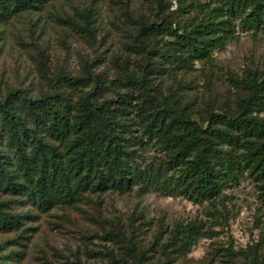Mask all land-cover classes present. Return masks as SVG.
<instances>
[{
    "label": "rangeland",
    "instance_id": "obj_1",
    "mask_svg": "<svg viewBox=\"0 0 264 264\" xmlns=\"http://www.w3.org/2000/svg\"><path fill=\"white\" fill-rule=\"evenodd\" d=\"M167 1L171 9L180 3L179 12L169 17L181 27L218 4ZM155 13L154 0H0V100L14 91L38 98L50 94L53 85L69 99L64 111L68 132L60 138L39 130L56 148L69 185L77 179L72 167L80 146L71 142L79 135L73 131L78 102L91 84H68L62 80L65 75L99 74L113 83L114 89H102L96 99L115 108L117 96L123 98L120 118L129 125L120 141L134 150L143 170L130 189H121L110 186L107 170L99 164L102 190L92 188L99 176L92 169L86 190L71 202L54 198L47 207L0 181V208L19 219L9 228L0 227V264H264L263 177L246 171L236 180L228 178L218 196L209 200L185 192L191 190L189 179L171 193L147 182L170 154L168 148L156 139L145 144L135 140L147 136L144 94L193 119H203L210 111H237L238 102L249 94L247 82L264 75V27L246 29L236 20L229 35L218 40L212 34L200 54L182 46L173 49V39L161 34H147L146 47L152 53L146 58L134 49L137 21L150 22ZM169 48L180 54L178 60L170 61ZM127 75L140 78L144 87L123 83ZM14 103L26 119L21 99ZM263 103L264 98L249 112L264 118ZM30 149L26 142L28 158ZM0 153L13 181L32 187L38 168L30 159L26 172L19 167L2 120ZM181 167L170 166L160 174L174 181ZM180 225L193 228L183 234L177 231ZM129 249L142 253L139 262L129 256Z\"/></svg>",
    "mask_w": 264,
    "mask_h": 264
},
{
    "label": "trees",
    "instance_id": "obj_2",
    "mask_svg": "<svg viewBox=\"0 0 264 264\" xmlns=\"http://www.w3.org/2000/svg\"><path fill=\"white\" fill-rule=\"evenodd\" d=\"M154 2L156 13L153 20H138L135 34L134 49L146 58L152 53V48L148 50L146 47L144 37L147 34H161L162 38L173 39L170 43L173 49L182 46L194 54H200L201 45L208 46L212 34H217L218 40L224 34L229 35L235 28L236 20L246 29L264 27V0H218L215 7L184 27L169 17L179 12L182 8L180 3L176 9H171L167 0ZM190 2L196 6L199 4L197 0ZM86 20L87 17L83 19L84 25H87ZM166 54L170 61L180 58V54L170 48ZM62 80L71 85L91 84V88L84 92L78 102L79 114L73 127V131L79 133L77 139L71 142L73 147L80 146L75 150L76 166L72 167L73 176L77 179L72 186L69 185L67 176L57 162L56 148L39 134V130L45 129L61 138L69 130L64 116V111L70 107L69 99L57 85H53L50 94L38 98L24 97L21 91H14L0 100V120L7 129L19 167L26 172L25 164L30 159L38 168L32 187L17 183L7 173L0 153V181L6 189L26 194L43 207H47L54 198L71 202L73 196L79 195L89 186L92 169L99 174L92 188L102 190L105 182L99 164L107 170L106 180L110 186L130 189L141 179L143 170H139L140 166L133 157L134 150L120 141L122 130H127L129 125L120 118L124 110L120 107L123 98L117 96L116 103L119 106L115 108L105 101L99 103L96 97L102 89H114L113 83L105 81L99 74L65 75ZM122 82L144 87L142 80L134 75H127ZM247 83L249 94L238 102L237 111L222 114L210 111L203 119H193L170 103L159 105L149 94H144V102L148 105V113L143 117L148 120L145 128L147 136L135 140L139 144L159 140L170 153L157 166L156 173L147 176L148 184L173 193L180 188V181L189 179L188 187L191 190L184 189L185 192L201 200H209L218 196L228 178L236 180L238 175L246 171L264 178V118L249 112L264 98V75L260 79L253 75ZM18 99L23 103L26 119L14 109V101ZM27 119L31 125L26 122ZM26 142L31 145L29 158L24 150ZM180 165L182 167L174 181L164 173L160 174L161 170L166 172L170 166ZM83 169L85 171L80 175ZM262 190L264 195V186ZM185 192L180 189L181 194ZM18 220L17 216L0 208L1 228H9L17 224ZM192 228L180 225L177 231L186 234ZM129 250V256L134 262H139L142 253Z\"/></svg>",
    "mask_w": 264,
    "mask_h": 264
}]
</instances>
